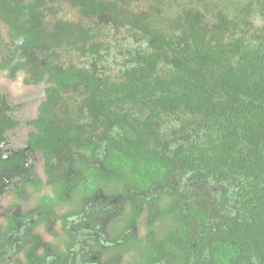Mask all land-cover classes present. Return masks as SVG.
Returning <instances> with one entry per match:
<instances>
[{
	"label": "trees",
	"instance_id": "obj_1",
	"mask_svg": "<svg viewBox=\"0 0 264 264\" xmlns=\"http://www.w3.org/2000/svg\"><path fill=\"white\" fill-rule=\"evenodd\" d=\"M0 71L44 87L28 137L75 157L63 200L119 191L178 251L264 264V0H0Z\"/></svg>",
	"mask_w": 264,
	"mask_h": 264
},
{
	"label": "flooded vegetation",
	"instance_id": "obj_2",
	"mask_svg": "<svg viewBox=\"0 0 264 264\" xmlns=\"http://www.w3.org/2000/svg\"><path fill=\"white\" fill-rule=\"evenodd\" d=\"M9 127L0 142V264H208L197 244L188 253L163 239L171 217L156 221L154 205L140 209L136 224L128 225L134 210L125 195L87 193L80 212L81 193L63 200L58 190L65 181L77 186L75 157L65 156L61 146L50 152L32 148V122L20 129L26 141L16 146L14 135L21 133ZM151 215L156 219L148 220Z\"/></svg>",
	"mask_w": 264,
	"mask_h": 264
},
{
	"label": "rangeland",
	"instance_id": "obj_3",
	"mask_svg": "<svg viewBox=\"0 0 264 264\" xmlns=\"http://www.w3.org/2000/svg\"><path fill=\"white\" fill-rule=\"evenodd\" d=\"M57 6V5H56ZM60 11L58 8L55 9L54 11ZM60 15L65 16L66 18H70L73 20H78L80 19V14L77 11L73 10V7L70 5L65 7L63 12H59ZM3 32L4 34L7 32V29L5 26H3ZM73 60L77 64H84L86 60L84 58L80 57L77 53L73 55ZM7 77V72L1 71L0 72V97L1 94H5L8 98V101L10 104L13 106H18L22 105L16 112V116L22 121V126L17 128L15 130V134H18L20 129L27 128L29 125V122L31 120L29 119H35L38 116L39 113V105L41 100L44 98V87L42 84L39 86H33V87H28L26 85L22 84L23 76H19L17 81L14 82H9V80L6 78ZM21 133V137L19 138L18 135L11 134V137L15 140H17L20 144H16V146L23 145L26 141V136L23 132ZM19 133V134H20ZM14 135V137H13ZM72 193H77L76 191H73Z\"/></svg>",
	"mask_w": 264,
	"mask_h": 264
}]
</instances>
